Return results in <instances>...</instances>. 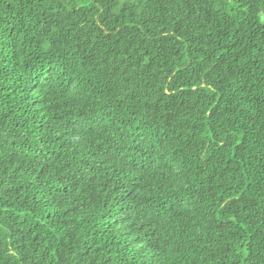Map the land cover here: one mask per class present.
<instances>
[{
	"label": "trees",
	"instance_id": "1",
	"mask_svg": "<svg viewBox=\"0 0 264 264\" xmlns=\"http://www.w3.org/2000/svg\"><path fill=\"white\" fill-rule=\"evenodd\" d=\"M0 264H264V0H0Z\"/></svg>",
	"mask_w": 264,
	"mask_h": 264
}]
</instances>
